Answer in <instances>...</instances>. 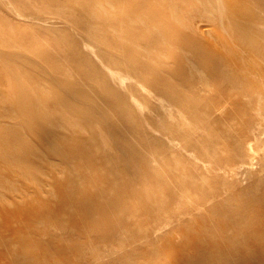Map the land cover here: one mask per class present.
Masks as SVG:
<instances>
[{"label": "rangeland", "instance_id": "374dc122", "mask_svg": "<svg viewBox=\"0 0 264 264\" xmlns=\"http://www.w3.org/2000/svg\"><path fill=\"white\" fill-rule=\"evenodd\" d=\"M91 1L114 21L87 0H0V264H264L251 180H223L215 157L194 168L184 148L166 155L161 132L185 130L216 66L171 79L182 55L164 36L193 60L201 38L172 32L164 0ZM145 9L156 18L134 35Z\"/></svg>", "mask_w": 264, "mask_h": 264}, {"label": "bare ground", "instance_id": "6f19581e", "mask_svg": "<svg viewBox=\"0 0 264 264\" xmlns=\"http://www.w3.org/2000/svg\"><path fill=\"white\" fill-rule=\"evenodd\" d=\"M61 1V0H57ZM105 1V0H96ZM157 0H144L148 6ZM175 18L172 32L184 42L201 38L202 49L193 60L187 47L178 45L164 36V44L178 49L182 55L176 64L182 66L171 79L177 77H200V62L213 63L211 73L204 68V78L200 90L207 94L208 101L200 106L186 104L188 116L185 130L175 135H167L166 155L182 148L187 162L194 159V168L204 166L211 157L217 159L213 166L216 173L225 181L239 183L241 175L251 180L252 188L248 195L259 196L264 200V0H164ZM89 10L106 17L107 22L114 18L105 14L96 2L87 0ZM77 10V9H75ZM134 26L127 23L132 34L138 32L156 15L147 9L139 15ZM88 20V17H87ZM90 22V20H88ZM120 24L124 21L119 20ZM157 32L159 30L157 29ZM65 34L70 33L65 31ZM85 51L93 50L92 43H85ZM101 52V51H100ZM102 53V52H101ZM116 70L109 68L108 77L114 78ZM170 80L160 78L158 86ZM147 89L144 90V96ZM89 95V94H88ZM186 95L179 96V103L187 101ZM139 103V100H138ZM112 122L93 124L95 135L91 143L100 144L107 137ZM238 125V129L233 126ZM260 147V148H258ZM193 157L191 158L190 156ZM178 156H173V161ZM212 164V162H210ZM131 164H125L122 173L127 174ZM187 179L188 176L182 174Z\"/></svg>", "mask_w": 264, "mask_h": 264}]
</instances>
